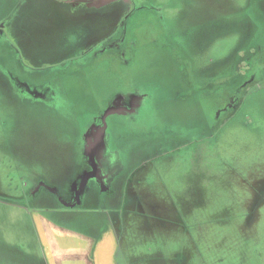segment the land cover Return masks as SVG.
<instances>
[{
  "label": "rangeland",
  "instance_id": "obj_1",
  "mask_svg": "<svg viewBox=\"0 0 264 264\" xmlns=\"http://www.w3.org/2000/svg\"><path fill=\"white\" fill-rule=\"evenodd\" d=\"M132 7L0 0V264L35 254L32 211L68 208L50 187L70 195L86 114L139 92L112 122L114 195L93 186L68 224L119 218L125 264H264V0Z\"/></svg>",
  "mask_w": 264,
  "mask_h": 264
},
{
  "label": "flooded vegetation",
  "instance_id": "obj_2",
  "mask_svg": "<svg viewBox=\"0 0 264 264\" xmlns=\"http://www.w3.org/2000/svg\"><path fill=\"white\" fill-rule=\"evenodd\" d=\"M73 5L86 3L92 8H102L107 5L97 4V0H65ZM123 3L126 9L123 17H129L132 12L133 0H113L111 3ZM110 3V4H111ZM123 26V24H122ZM3 27L0 25V31ZM125 34L126 32H122ZM124 35L120 38H105L100 46L102 51L107 49L122 50ZM117 52V51H115ZM36 92V97L40 99L53 98L55 90H49L44 87L43 91ZM148 97L142 93L134 94H114L109 98L105 105L100 109L91 110L87 117V126L81 127V137L83 141V150L86 158L85 164L76 173L72 183V190L69 196H61L58 189L50 187L51 191L59 198L62 205L66 207H77L86 200L88 190L94 189L93 186L100 189L101 196L108 201L114 195L113 182L116 178V167L120 162L117 157V151L112 147L114 134L112 131V122L120 117L124 119L138 113ZM117 121V120H116ZM45 185V183H42ZM41 185V186H42ZM40 186H38V189ZM99 191V192H100ZM113 194V195H112ZM113 200V199H112Z\"/></svg>",
  "mask_w": 264,
  "mask_h": 264
},
{
  "label": "crops",
  "instance_id": "obj_3",
  "mask_svg": "<svg viewBox=\"0 0 264 264\" xmlns=\"http://www.w3.org/2000/svg\"><path fill=\"white\" fill-rule=\"evenodd\" d=\"M8 202L20 206L18 202ZM69 209L75 208L47 209L50 213L32 211L30 216L33 225L29 222L28 229L33 240L31 248L35 250V254L27 252L21 246L6 244L15 250L13 252L18 254V259L24 260L16 259L14 262L1 264H125L118 259L121 238L116 223H119V218L102 213L99 220L93 218L87 223L88 228L83 225L72 226L68 224L69 219L76 215ZM6 246L3 247L4 250H9Z\"/></svg>",
  "mask_w": 264,
  "mask_h": 264
},
{
  "label": "water",
  "instance_id": "obj_4",
  "mask_svg": "<svg viewBox=\"0 0 264 264\" xmlns=\"http://www.w3.org/2000/svg\"><path fill=\"white\" fill-rule=\"evenodd\" d=\"M113 0H97V4L99 5H107L110 4Z\"/></svg>",
  "mask_w": 264,
  "mask_h": 264
}]
</instances>
